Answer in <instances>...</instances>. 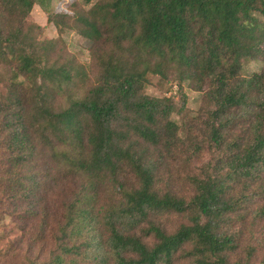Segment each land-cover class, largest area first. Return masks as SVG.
Listing matches in <instances>:
<instances>
[{
    "label": "trees",
    "instance_id": "1",
    "mask_svg": "<svg viewBox=\"0 0 264 264\" xmlns=\"http://www.w3.org/2000/svg\"><path fill=\"white\" fill-rule=\"evenodd\" d=\"M51 1L0 0V66L10 70L0 95V211L38 214L44 230L49 222L37 208L47 179L79 181L55 222L54 249L28 264H65L75 228L87 233L84 177L108 180L117 195L95 212L101 264H173L178 252L190 264H230L240 238L231 222L264 193V70L238 74L241 60L264 57V0H73L65 12L51 11ZM34 5L58 34L71 30L91 42V73L27 22ZM148 75L205 84L204 124L216 157L189 177V198L156 185L153 157L182 144L172 118L180 106L146 94ZM76 85L82 96L58 106ZM253 103L248 132L233 135L230 115ZM169 212L187 222L166 232L156 217ZM256 213L264 217V209Z\"/></svg>",
    "mask_w": 264,
    "mask_h": 264
},
{
    "label": "rangeland",
    "instance_id": "2",
    "mask_svg": "<svg viewBox=\"0 0 264 264\" xmlns=\"http://www.w3.org/2000/svg\"><path fill=\"white\" fill-rule=\"evenodd\" d=\"M73 0H52L51 11H66V6ZM80 4L82 0H76ZM87 7V6H85ZM27 22H33L43 28L41 37L46 39H57L58 44L84 66L87 73L92 72L90 48L91 42L83 39L71 30H65L58 34L55 27L47 22L46 13L39 5H34L26 17ZM238 74L241 77H250L254 73H261L264 70V57L256 56L243 59L240 62ZM10 76L8 67L0 66V95L5 92V81ZM205 84H198L192 80H183L180 85L174 78L165 80L158 75H148L144 92L148 95L162 97L172 96L180 106V111L172 115L173 120L178 124L179 137L182 144L178 149L163 151L155 155L156 159V185L163 191H169L176 196L189 198L193 188L189 177L198 172L203 166L213 164L215 154L210 151L208 136L209 132L205 126V116L208 105L204 100ZM84 87L70 86L67 91L57 97L58 106H65L70 98L81 97ZM181 93L185 95L186 101L180 98ZM182 105V107H181ZM256 103L249 104L242 109L232 112L228 127L233 135L245 136L248 126L253 122L257 107ZM184 143V144H183ZM54 168L49 166L50 177L55 175ZM44 175V174H43ZM264 176V175H263ZM43 179V176L41 175ZM80 178V177H79ZM87 181L90 187L91 201L89 210L85 211L88 226L84 225L87 233L81 235L76 232L67 247V254L64 257L65 264H101L100 255L104 252V245L100 234L104 231L94 223L96 217L101 214L100 210L115 204L117 195L112 184L107 180L98 178H80ZM63 179H47L44 190L39 192V211L49 224L40 228L41 217H12L4 211H0V264H28L29 259L38 258V263L48 258L49 251L54 249L51 242V235L55 232V222L61 221L64 203L71 198V192L78 180L74 181V187ZM262 181L256 183V187ZM262 187L264 188V180ZM66 201V202H65ZM258 208L264 209V193L253 200L249 205L244 218L231 222V227L238 229L240 238L239 247L235 254L230 256V264H263L264 257V217H258ZM100 209V210H99ZM245 214V213H244ZM88 220H85L86 223ZM82 224L83 221H79ZM156 222L166 232H173L180 224L186 223V216L176 213H163L156 217ZM78 227H81L78 226ZM83 229V228H82ZM35 240V241H34ZM251 247L253 253L249 255L247 248ZM99 253V254H98ZM173 264H190L186 259L181 258L178 252Z\"/></svg>",
    "mask_w": 264,
    "mask_h": 264
}]
</instances>
